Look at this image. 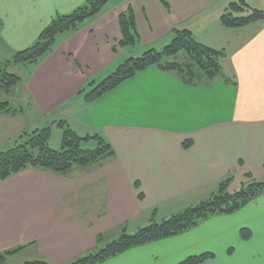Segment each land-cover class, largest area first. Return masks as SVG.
Returning a JSON list of instances; mask_svg holds the SVG:
<instances>
[{
    "label": "crops",
    "instance_id": "obj_1",
    "mask_svg": "<svg viewBox=\"0 0 264 264\" xmlns=\"http://www.w3.org/2000/svg\"><path fill=\"white\" fill-rule=\"evenodd\" d=\"M86 1L0 0V63L17 66L15 52L32 45L56 15ZM236 1L108 0L31 64L21 81L28 104L55 124L66 120L80 136L102 135L115 155L65 173L29 167L1 180L0 253L27 245L11 257L26 252L27 261L68 264L118 238L123 225L130 233L209 198L227 176L235 181L264 170V20L222 25L221 14ZM245 1L264 11V0ZM130 8L138 41L122 46L119 18ZM174 29L224 49V77L187 83L153 65L95 101L85 99L92 83L125 60L162 50ZM177 56L164 59L179 62ZM255 218L262 239L253 241L252 232L241 239ZM204 252L214 254L204 264H264V193L236 212L98 264H177Z\"/></svg>",
    "mask_w": 264,
    "mask_h": 264
},
{
    "label": "trees",
    "instance_id": "obj_2",
    "mask_svg": "<svg viewBox=\"0 0 264 264\" xmlns=\"http://www.w3.org/2000/svg\"><path fill=\"white\" fill-rule=\"evenodd\" d=\"M107 1L87 0L68 13L56 15L40 32L32 45L14 53L11 62L15 64L37 62L53 48L59 35L75 30L82 22L98 14ZM259 19L264 20V11L250 6L245 0L231 2L227 10L220 16L222 25L231 28L241 27ZM119 23L122 33L120 44L122 46L134 45L138 41V33L131 8L120 15ZM174 34L172 41L162 50L149 49L138 57L129 58L102 81L95 85L92 83L93 88L85 93V99L93 102L153 65L165 71L175 72L187 83H194L200 75H204L210 80L223 76L220 60L225 54L224 49H218L197 41L188 29H174ZM180 53L186 57L185 61L169 62L164 59ZM8 63L9 61L5 65L0 63V93L11 92L13 87L22 81L20 75L8 70ZM17 110L10 100H0V112L14 115L18 112ZM56 123L63 128L61 148L51 147L49 143L50 126L32 132L23 131L20 140L13 147L0 152V181L29 167L65 173L74 165H87L115 155L112 144L102 135L95 133L80 136L66 120L61 119ZM90 139L96 141L94 148H85L81 145L83 140ZM183 146L189 147L190 142L184 141ZM242 163L243 161L240 160L238 165ZM244 176H248L250 181L246 185L242 184L239 189L229 190L230 185L234 182V177L232 175L227 176L219 182L217 191L209 198L188 206L161 221L153 218L149 224L139 227L133 233H129L123 225L118 238L95 251L81 255L68 264H98L129 248L178 235L195 227L200 221L212 215L236 212L264 193V180L251 179L252 173L250 171L246 172ZM136 186L138 189L140 188L139 182H136ZM139 198H144L142 192L139 193ZM153 211L155 213L156 209ZM241 235L248 238L251 235V230L242 228ZM24 246L21 245L1 252L0 263L5 262L8 256L15 254ZM213 256L212 252H204L191 255L177 264H204ZM22 264L56 263L45 259H35Z\"/></svg>",
    "mask_w": 264,
    "mask_h": 264
},
{
    "label": "rangeland",
    "instance_id": "obj_3",
    "mask_svg": "<svg viewBox=\"0 0 264 264\" xmlns=\"http://www.w3.org/2000/svg\"><path fill=\"white\" fill-rule=\"evenodd\" d=\"M171 59L174 58L172 57ZM176 59L181 62V61H185L186 57L182 56V54H179V56H177ZM31 67H32L31 64L17 63V66L10 65L8 67V70L23 77L24 75H27L29 73ZM22 85H23L22 82H20L13 87L11 92L0 93V100L2 101L10 100L13 104V107L18 109L17 110L18 112L14 115L11 113L0 112V152L13 147L20 140V135L23 131L32 132L36 129H41L47 126L51 127V133L49 139V143L51 147L55 149H60L62 144L63 128L53 123V118L41 117L39 111L34 106L28 104V102L23 98L24 93L22 90ZM81 145L85 148H94L96 146V141L94 139L83 140L81 142ZM251 179L257 181H263L264 170L255 171ZM249 181L250 178L248 176L244 178L238 177L230 185L229 190L234 191L236 189H239L242 186V184L246 185L248 184ZM171 215H172L171 213L165 214L163 215L164 216L163 219L168 218ZM163 219L160 218L157 221H161ZM260 219L257 220L255 218L250 221L249 219H247L250 227H244L251 230L253 241L254 240L258 241V239L263 235V228L258 223ZM147 224H149V222ZM133 232L134 231H131L130 233ZM239 236L242 239L241 230L239 232ZM214 248H215L214 250H216L215 252L217 254L218 259H221L222 256L221 251L218 249V247H214ZM25 253L26 252L22 254L20 253L12 257L10 255L7 257L5 262H2L0 264H22L27 261V259H25L26 258Z\"/></svg>",
    "mask_w": 264,
    "mask_h": 264
}]
</instances>
